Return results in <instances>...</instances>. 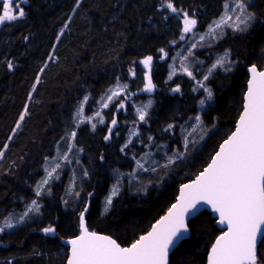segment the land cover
<instances>
[{"label": "trees", "instance_id": "1", "mask_svg": "<svg viewBox=\"0 0 264 264\" xmlns=\"http://www.w3.org/2000/svg\"><path fill=\"white\" fill-rule=\"evenodd\" d=\"M226 1L172 0L177 9L195 14L197 33L219 17ZM165 2L81 0L76 7V0H29L21 5L25 18L0 25V151L4 153L0 157V224L35 198L34 187L43 177L44 164L61 143L67 146L72 131L77 133L72 147L73 153L80 152L82 175L76 199L64 203L67 173H63L49 186L50 194L39 199L36 218L0 234V264H65L67 248L60 240L80 233V213L85 206L89 231L109 236L122 247L130 245L172 205L178 187L203 170L232 132L242 108L247 69L255 64L264 70V0H251L249 11L255 20L248 30L228 32L194 54L204 60L206 68L227 51L232 67L230 72L214 71L204 82L212 92V102L200 113V121L213 129L211 134L171 166L167 178H153L150 187L129 185L123 179L121 191L102 213V201L116 172H131L134 158L146 150L167 146L169 153L180 149L179 127L198 114L204 96L184 75L167 79L169 58L181 42L183 11L176 15L161 8ZM165 53L167 57L161 59ZM147 56L153 57L150 69L140 63ZM7 61L14 64L11 71ZM146 72L154 85L151 94L143 91ZM202 75L201 71L196 80ZM117 79L127 89L103 112L105 124L95 131L88 125L76 127L73 116L83 98L89 97L85 114L90 116ZM177 86L180 91L174 92ZM150 97L152 107L145 120L137 123L134 105ZM121 102L124 107L118 109ZM21 113H26L22 121ZM170 124L173 127L168 129ZM134 126L137 133L125 148L126 135ZM49 226L56 229L55 235L43 233ZM189 229L188 237L170 253L169 264H205L220 234L207 211L190 220ZM258 256L264 261V244L258 245Z\"/></svg>", "mask_w": 264, "mask_h": 264}, {"label": "snow or ice", "instance_id": "2", "mask_svg": "<svg viewBox=\"0 0 264 264\" xmlns=\"http://www.w3.org/2000/svg\"><path fill=\"white\" fill-rule=\"evenodd\" d=\"M28 3L29 0H0V7H2L0 25H10L12 22L25 18L27 13L21 5ZM80 3L81 0H76V7ZM76 7L73 8V11H76ZM164 7L176 15L183 11V30L180 39L184 40V34L191 32L197 25V20L193 18L195 14L190 16L187 11L177 9L172 0L162 3L161 8ZM228 7L229 5H225L226 9ZM250 7L251 5H246L243 0H235V5L231 8L233 13H239L235 21L229 23L232 17L226 11L219 20L213 21L209 28L212 29L213 25L216 27L226 25L233 31L248 30L252 26L251 22L255 20V14L249 11ZM66 27L67 25H65ZM27 39L28 37H24L25 41ZM57 39L59 40L60 37L57 36ZM160 52L164 53V50L160 49ZM165 55L166 53L161 56V59H164ZM228 55L229 53L226 51L224 56L218 58L209 68V74L217 67L230 72L232 67L224 66V60ZM152 61L153 57L147 56L140 63L145 69H150ZM7 63L11 71L14 68L13 62L7 61ZM248 72L250 79L236 130L224 141L220 146V151L213 157L212 163L197 176L195 181L181 187V194L177 198V202L168 209L167 215L157 221L151 231L142 235L130 247H121L108 236L98 235L88 230L85 224V213H87L88 207L85 206L84 211L80 213V235L65 241L71 246L67 264H169L170 251L179 241L185 239L186 234L190 231L186 222L187 217L199 211L197 206L200 204L209 205L211 210L219 215L218 223L227 226V231L217 237L208 253V264H264V261H261L258 256V245L264 244V71H258L256 65L253 64L248 68ZM130 74L134 76L136 73L130 69ZM174 74L173 71L169 79ZM187 75L190 78L193 76L191 72H187ZM144 79L143 91L151 92L154 85L148 72L145 73ZM207 79L208 76H204V80ZM198 83L204 87L202 82ZM126 88L127 85H121L117 79L116 88H110L108 90L110 95L106 93L105 97H102V100L106 98L102 107L107 108L108 102H111L113 97L120 95V90ZM173 91L179 92V86ZM204 92L207 94V99H212V92L207 87H204ZM88 100V96L83 98L73 116V120L77 121L76 127L85 121L92 122L93 117L85 114V104ZM199 103L203 107L205 100L201 99ZM149 106L150 104L145 105V108ZM123 107V102L118 104V109ZM137 111L139 120L144 121L146 112L140 109ZM25 114L21 113L20 121L24 119ZM94 115L100 116L101 114L97 111ZM195 120L199 122L200 116L197 115ZM100 123H104L102 117ZM116 123V119L113 118L112 125ZM19 126L20 122L18 121L17 128ZM92 127L95 130L96 125L92 124ZM172 127L170 124L168 129ZM111 131L110 127L109 132ZM76 134V131H72L70 138L75 139ZM109 138V136H105V140ZM151 139L149 137V140ZM7 147L8 145L5 144L4 148ZM71 147L72 145L69 144L70 150ZM124 147L126 148L127 144ZM123 150L124 148L121 149V151ZM3 155V151H0V157ZM63 159H67L66 154ZM56 167H59V164ZM138 167L143 168V165L138 163ZM52 171H55V168ZM45 172L46 176L36 185L35 195L37 197L41 196V189L48 184V178L52 176V172L47 168H45ZM117 192L118 189L114 188L106 198L104 212H107L109 206L112 205V198ZM34 209L39 210L38 201L35 199L19 216L16 223L24 222ZM12 219L13 217L4 218L3 224L0 225V233L16 227ZM42 231L45 235H55L56 233V229L51 226L43 228ZM8 264L11 262L9 261Z\"/></svg>", "mask_w": 264, "mask_h": 264}, {"label": "rangeland", "instance_id": "3", "mask_svg": "<svg viewBox=\"0 0 264 264\" xmlns=\"http://www.w3.org/2000/svg\"><path fill=\"white\" fill-rule=\"evenodd\" d=\"M243 2L247 5V4H250L251 0H243ZM225 5H229V7L226 9ZM234 5H235V0H227L223 5V10H222L221 14L214 21L219 20L220 17L222 15H224L226 11H227V14L232 17V19L229 21V23H232L233 21H235L236 16L239 13L238 12L233 13L231 11V8L234 7ZM1 14H2V12H1ZM211 24H213V22ZM251 24H252V22H251ZM241 28H243V25H241ZM228 32L242 33L243 31H233L232 28L227 27L226 25L222 26V27H216L215 25H213L212 29H210L208 26L203 33H197L193 29L191 32L184 34L185 39L181 40L180 44L178 46L174 47L175 51L173 53V56L169 58V63H168L169 73H168L167 79L170 80L169 76L174 71L175 74L172 75V78L175 77L176 75H184V76L188 77L189 79H191L195 82V85L197 87L196 90H200V91L204 92V87H205L204 82L206 81V80H204V76L207 75L209 78V76L216 70L226 72V71H224V68L217 67L211 74H209V68L212 66V64H214L216 62V60L218 58L224 56L225 52L216 56L213 59L212 63L209 66H207L206 68H203L204 60L198 58L194 54L196 51L207 48L209 43L213 42L219 36H223L224 34H226ZM201 37H203V39H201ZM165 57H167V54L164 56V58ZM224 66L225 67L231 66V63L229 61V56L224 60ZM201 71L203 72L201 79L196 80L197 74H199ZM187 72H191L193 74L192 78H190L187 75ZM198 82H202L204 87H201V84ZM116 85L117 84H115L111 88L112 89L116 88ZM121 85H124V84H121ZM126 89L120 90V95L113 97V100L111 102H108L109 106L107 108L102 107V104L104 102H106V98L104 100L101 99L99 106H98V109L95 111V112L99 111L101 115L95 116L94 115L95 112H94L92 115H90L91 117H93L91 123H88L87 121H85L84 123H81L80 125H88L91 131H95V130H93L92 124L96 125L95 129L98 128L99 126H103L105 124V116H104L103 112L105 110H107L113 102L118 100V98L120 96H123L126 92ZM106 93L110 95V93H108V91ZM145 93L151 94L152 91L151 92L145 91ZM103 97H105V95ZM206 97H207V94L204 92V96L202 97V99L205 100V104L203 107H201L200 103H199L198 114H197L199 116H200V113L203 112L204 109L209 104H211V102H212V99L209 100ZM149 104H150V106L145 108V105H149ZM152 104H153V101L150 97V98H147L145 101L134 105V113H135L137 123L143 122V121L139 120V115H138L137 110L138 109L143 110L147 114V112L152 107ZM199 110H200V112H199ZM101 117L103 118L104 123H100ZM195 117L189 119L185 125L179 127L178 133H179V137H180V141H181V147L178 151H176V149H171V151L169 153H167L166 152L167 146H161V147H158L157 149L155 148L154 150H151V151L146 150L144 153H142L138 157L134 158V167H133V170L131 172H129L127 174H120V172L119 173L116 172V174L113 175V182H112L111 186L109 187V191H108L107 195L104 197V199L102 201V213H106V212H104L106 198L111 194L113 189L117 188L118 192L115 196H113L112 201L118 195V193L121 191V187L123 186V181H124L123 179H126L127 184H129V185L130 184H138V186H141L142 188L146 189V188L150 187L151 185H153V181H154L153 178L158 177V176L160 177L161 180H163V178H167L166 175L169 176L171 174V171H172L171 166L175 165L177 162L183 161L189 155V153L192 150H194L196 147H198L202 144L204 139L207 136H209V134H211V130H213V129L212 128H210V129L206 128L201 123V121L197 122L195 120ZM75 122L77 124V121H75ZM137 129H138L137 126L131 127L129 129L128 134L126 135L124 144L128 145L132 141V139L135 137V135L137 133ZM133 133H135V135H133ZM105 134H106V136H109L108 131H106ZM66 144H67V146H65L63 143H61L56 148V150L53 154V157L48 159L43 166V177H42V179L46 176L45 168H47L48 171L52 172V176L48 178L49 179L48 184L44 185L43 188L41 189V196L37 197L35 195L34 199L38 201L39 210L41 207L39 199L43 196H48L50 194L49 186L51 184H53L54 182H57L62 177L63 173H67L66 187H65L64 195L62 197L64 200V203L68 204L72 199H76V197H77L76 189H77L78 184L80 183V180L82 177L79 166H78V162H79V158H80V152L78 151V153L77 152L73 153V151H74L73 147H71V150L69 149V144H71V145L73 144L72 139L70 137L68 138V141ZM65 154L67 156V159H63V156ZM170 160H171V162H169ZM138 163L140 165H143V168L138 167ZM57 164H59V167H56ZM54 168H55V171H52ZM152 169H155V171H152ZM36 185L34 187V193H35ZM30 205H31V202L25 207V209L22 212L11 213L7 216V217H13L12 222L14 224H16V227H14L13 229H10V230H6L7 232H10V231L17 229L18 227L22 226L24 223H27L28 221L36 218L39 215V210L36 211L34 209L25 218L24 222L18 223V224L16 223L19 216L22 215L27 210V207ZM109 208H110V206H109ZM3 221H4V219H3ZM3 221L1 222L0 225L3 224Z\"/></svg>", "mask_w": 264, "mask_h": 264}, {"label": "water", "instance_id": "4", "mask_svg": "<svg viewBox=\"0 0 264 264\" xmlns=\"http://www.w3.org/2000/svg\"><path fill=\"white\" fill-rule=\"evenodd\" d=\"M257 70H258V69H257ZM258 71H264V70H258ZM247 74H248V80H249V79H250V73L248 72V69H247ZM248 80H247L246 88H245V91H244V94H243L241 111H240V113H239V115H238V118H237V120H236V122H235V125H234V128H233L232 132L226 137L225 140H227L228 137L231 136V134L236 130L237 122H238V120H239L240 114H241L242 111H243L244 95H245V93L247 92V88H248ZM225 140H224V141H225ZM224 141L218 146L216 152L213 154V156L211 157L210 161H209L208 164L203 168V170H202L201 172H203L204 169L207 168L208 165L212 163V159H213V157H215L216 154H217V152L220 151V146L224 143ZM201 172H200V173H201ZM200 173H198V174H197L192 180L187 181V182L181 184V185L178 187L176 199H175V201H174L172 204H174V203L177 202V198H178V197L180 196V194H181V193H180V189H181V187H182L183 185H185V184H191L193 181H195V179L197 178V176L200 175ZM171 206H172V205H171ZM171 206H170V207H171ZM170 207H169V208H170ZM197 207H198L199 211H197V212H195V213H193V214H191V215H189V216L187 217V221H186V222L188 223V225H189L190 220H192L193 218H195L199 213H201V212H203V211H207V212L210 213L211 217L215 220V226H216V228L220 231V234H219L217 237H219L220 235H222L224 232L227 231V226H226V225H220V224L218 223L219 215H218L217 213H214V212L211 210V207H210L209 205L200 204V205H198ZM169 208H168V209H169ZM168 209H167V210H166V211H165V212H164V213H163V214H162V215H161V216H160L155 222H153V223L151 224V226L149 227V229L147 230V232H145V233L142 234V235H146L149 231H151L152 226H153L154 224H156V222L159 221L162 217H164V216L167 215V213H168ZM90 232H91V231H90ZM97 234H98V235H103V234H99V233H97ZM79 235H80V233H79L77 236H79ZM142 235H141V236H142ZM188 235H189V233L186 234L185 239L188 237ZM77 236H76V237H77ZM103 236H106V235H103ZM141 236H140V237H141ZM76 237H73V238H70V239H74V238H76ZM108 237H109V236H108ZM140 237H139V238H140ZM217 237L214 239V241H213V243H212V246H213V244L216 242ZM109 238L112 239L111 237H109ZM139 238H138V239H139ZM138 239H137V240H138ZM185 239H183V240H185ZM67 240H69V239H61L60 242H61V243L67 248V257H68V256L70 255V249H71V246L68 245L67 243H65V241H67ZM137 240H135V241H137ZM183 240H182V241H183ZM135 241H134V242H135ZM182 241H179V242L177 243V245H178L180 242H182ZM134 242H133V243H134ZM131 244H132V243H131ZM131 244L128 245V246H123V247H130ZM177 245H176V246H177ZM176 246H175V247H176ZM212 246L209 248V250H208V252H207L205 264H208V253L210 252ZM121 247H122V246H121ZM175 247H174V248H175ZM174 248L170 251V253L174 250ZM170 253H169V255H170ZM65 264H67V258H66Z\"/></svg>", "mask_w": 264, "mask_h": 264}]
</instances>
